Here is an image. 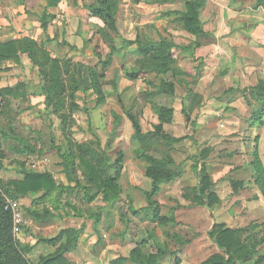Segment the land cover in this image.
I'll return each mask as SVG.
<instances>
[{"label": "rangeland", "instance_id": "obj_1", "mask_svg": "<svg viewBox=\"0 0 264 264\" xmlns=\"http://www.w3.org/2000/svg\"><path fill=\"white\" fill-rule=\"evenodd\" d=\"M71 1L77 8V15L63 17L61 26L69 31H73L74 27L77 31L85 30L86 34L83 33V37L74 40H68L64 33L60 41L52 38L44 43L36 41L50 57H58L62 62L68 63V73L63 75L66 88L51 104H45L41 88L43 73L26 55L21 56L19 64L4 62L0 68V89L16 83L20 86L19 91L24 93V96L12 100L5 109L7 112L0 115V129L4 132L10 130L9 135L0 138L1 151L7 157V163L15 156L9 148L29 142L41 147V156L49 161L48 166L52 173L58 175L61 154L72 149L75 153L73 179L69 180L67 174L66 177L69 183L74 185L77 181L81 186L86 185V188L73 189L67 186L70 189L62 192L65 194L63 199H66L67 206L72 207L75 212L83 209L88 214L99 212L101 215L102 212L99 206L90 205L84 199L86 189L90 188V193L96 191L88 182L85 165L89 164L95 169H107V174L115 176L121 188V203L113 216L104 211V223L100 226L109 234V228L116 225L112 237L122 239V251L121 246L117 245L116 249H111L113 252L110 256L119 255L127 259L129 251L143 241L144 253H156V244L165 251L158 259L159 264H200L213 254L221 253L207 235V231L212 224L222 223L224 227L239 230L241 239L247 245L246 251L251 246L254 248L249 259H239L236 264H254L257 258L264 255V197L257 185H252V172L243 167L224 166L228 160L222 157L223 149L227 147L232 154H237V141H243L246 136H240L238 140L230 137L223 144L222 137L217 135L223 122L217 118L216 112L210 110L207 113L210 119L191 108L189 113L185 112L184 96L187 93V84H194L197 79L193 72H181L178 61L181 51L177 54L175 63L169 64L168 71H149L144 79L132 80L127 76L131 71L139 69L136 61L140 60V56L133 53L135 44L128 45L125 41L134 40L137 36L154 40L166 38L181 47H196L195 43L208 40L206 36L190 34L177 21L179 13L185 9L186 0H173L171 4L168 1L147 4L142 0H121L116 12L117 33L108 31L107 34L100 31L103 21L99 18L89 21L87 10L81 6L95 0H86L84 3L81 0ZM126 1L128 5L135 7L131 18L124 17L123 2ZM236 1L240 5L248 4L250 8L261 6L257 0ZM77 2H80L81 9L87 15L82 13L80 6L76 5ZM203 4L198 8L202 29L200 14L204 10L201 11ZM166 11L176 12L163 16ZM76 24H83L84 27ZM47 26L48 20L46 28ZM110 55L111 64L104 71L103 77L99 78L103 96L99 101L97 92L89 85L88 67H96L101 72L100 61ZM83 72L86 81L82 78ZM160 78L164 84L155 96L154 88L160 85ZM149 82L154 83L150 85ZM168 83L173 86L172 94L165 92L168 90ZM74 86L76 90H72ZM60 100L62 104L57 106ZM187 100L191 107L198 103L191 97ZM253 100L256 103H252L251 113L261 106L264 98L256 96ZM155 102L173 109L171 119L162 124V132L170 137H184L183 140L171 143L152 135L141 143L132 140L134 128L129 113L139 119L144 133L153 134L154 126L159 122L152 111V104ZM204 130H210L212 134L204 135ZM259 137L260 135L257 139ZM198 151L203 152L201 159L210 178L209 189L217 196V201H213L210 208L197 205L184 196L190 194L189 189L195 183L188 157ZM147 155L163 159L166 162L165 168L176 173V177L164 184L151 199L157 205L159 218H162L157 221L147 216L152 213L155 205L147 198L151 184V178L146 174L150 166L145 158ZM229 157L236 158L232 155ZM18 160L21 161L22 158ZM47 169L44 166L42 170L49 173ZM56 181L59 183L58 179ZM240 181L241 184L233 185V182ZM72 202L76 206L70 205ZM132 209L137 210V214L132 213ZM98 250L100 252V247ZM258 264L264 263L261 261Z\"/></svg>", "mask_w": 264, "mask_h": 264}, {"label": "crops", "instance_id": "obj_2", "mask_svg": "<svg viewBox=\"0 0 264 264\" xmlns=\"http://www.w3.org/2000/svg\"><path fill=\"white\" fill-rule=\"evenodd\" d=\"M200 1L204 3L200 19L208 40L205 39L207 41L195 45L196 47L186 45L185 49L180 52L178 61L181 72H193L197 79L196 83L187 84L188 89L184 96L186 107L184 109L187 113L190 108L196 113L201 112L207 119H210L207 115L210 110L216 112L217 118L223 122L222 129L217 130V135L222 137L223 144H226L230 137L233 140H238L240 136L245 135L246 138H243V141H237L239 148L237 154H232L227 147L223 149L222 157L228 160L224 166L243 167L250 173L252 172L253 176L255 171L251 162L257 152L264 169V123L260 125L251 120L252 103H256L253 99L256 97L258 85L261 83L264 86V8H250L248 4L240 5L236 0ZM168 2L171 4L174 1L168 0ZM123 4L125 5L124 17L131 18L133 9H135L134 5H128L127 1ZM77 6H80V2H77ZM81 6L80 10L86 14ZM76 9L71 0H59L52 6L47 5V0H0V41L28 37L39 43H44L48 38L60 41L64 33L67 34L64 36L69 38L68 40L80 39L83 37V33L86 34L85 30L77 31L74 27L73 31H69L61 26L63 17L71 14L77 15ZM171 9L173 10L172 7H170ZM43 13L46 14L43 15ZM50 17L52 18L50 19ZM94 18L96 17L89 16V21ZM47 20L48 26L46 30H43L41 24ZM76 25L84 27L83 24ZM153 83L151 82V85ZM184 84L186 86V83ZM190 88L192 91H189ZM154 95L157 96L155 93ZM189 97L197 100L198 103L196 102L195 107H191L192 105L189 104L187 100ZM155 104L159 105L156 102ZM193 108L195 109L193 110ZM165 125L163 126L165 127ZM202 134L210 135L212 131L204 130ZM258 135L260 137L257 139ZM20 144L15 148H9L11 154L15 155L10 158V163H7L5 156L1 160L3 165L0 167V180L3 183L22 180L21 169L23 167L20 163L25 162L26 167L37 172H45L42 169L44 166L48 167L47 171L52 174L58 186L76 188L75 184L68 182L66 174L62 172L60 166L57 167L59 174L54 175L49 169L50 163L45 156L31 151H19L23 142ZM36 148L41 149L37 146ZM229 155L236 158L232 159ZM7 164H9L8 168ZM250 180L252 185L256 186L255 179L252 177ZM62 192L56 191L40 200V203L44 202V205L33 203L41 191L28 192L27 196L17 199L24 212L28 208L46 207L54 215L53 218L45 221L26 216V222L18 238L22 244L30 247L27 257L31 263L37 264L41 257L49 255L56 247L40 241L41 239H51L66 228H74L79 230V235L76 247L64 254L68 261L75 264H114L112 261H115V264H132L128 259L124 263H118L119 255L110 256L113 252L111 249H116L117 245L121 246L122 251V239L112 237L116 225L109 228V234L100 227L104 223V211L110 213V216L115 215L117 206L121 202L118 200L112 204H106L99 200L100 197L90 202V205L99 206L100 212H102L94 227L95 215L88 214L83 209L75 212L72 207L67 206L66 199H63L65 194ZM74 204L72 202L70 205L76 206ZM98 247H100V252Z\"/></svg>", "mask_w": 264, "mask_h": 264}, {"label": "trees", "instance_id": "obj_3", "mask_svg": "<svg viewBox=\"0 0 264 264\" xmlns=\"http://www.w3.org/2000/svg\"><path fill=\"white\" fill-rule=\"evenodd\" d=\"M57 1L58 0H47V5L52 6L56 4ZM81 1L84 3L86 0ZM142 1L147 4H152L156 2H166L168 0ZM257 1L256 2L261 5L259 7L264 8V0ZM120 3L121 0H95L92 3H85L82 6L87 10L90 17H96L103 21L104 25L102 28H100V31L104 32V34H107L108 31L117 33L116 12ZM202 4L203 3L200 0L185 1V9L179 13L177 18V21L182 24V27L186 31L197 37L206 35V33L201 28V24L198 19V8ZM174 12L176 11H166L162 15H172ZM45 14L46 13H43V15ZM42 28H46L45 21L42 23ZM124 43L128 45L135 44L133 53L135 52L140 56V60L136 61L140 66L139 69L131 71L127 74V76L132 80L142 78L144 79L149 71L159 72L161 69L168 71L170 68L169 64L175 63L177 54L181 50L185 49V47H181L166 38L154 40L152 38H141L140 36H137L134 40H128ZM198 44V42L195 43V45ZM110 47L113 49V46ZM22 55H26L34 65L40 68V71L43 73V83L41 84V88L45 98V104H51L53 99L60 95L66 88L63 75L65 76L68 73V63L62 62V60L58 57H50L49 53L44 48L39 46L35 40L28 37L0 41V68L4 62H14L15 64H19V62H21L20 58ZM111 61V55L105 60L100 61L102 70L101 72L99 70L97 71L96 67H88L87 77L90 80L89 85L97 92V95L100 99L99 101H101L103 98L99 84V78L103 77L104 71L111 64ZM82 78L85 81L87 80L84 72ZM159 82L160 85H157L156 89L153 87L155 94L160 92L161 86L164 84L162 78H160ZM149 84L151 85V82H149ZM19 87L20 86L18 84H15L13 86H7L0 89V115L3 112H7L5 109L10 106L12 100L24 96V93L19 91ZM166 87H168V90L165 92L167 94H172L173 92L171 89H173V86L171 87V84L168 83ZM74 89L76 90V86L72 87V90ZM256 96L264 98V86L261 83L258 85ZM60 104H62L61 100L57 106ZM152 111L156 114L159 121L154 126L155 132L153 134H150L149 132L144 133L139 119L133 114L129 113V117L134 128L132 140L136 141L137 143H141L146 141L149 135L161 137L164 140L171 141V143H176L184 139V137H170L169 135L162 132V124L167 123L172 117V108H166L153 103ZM263 117L264 100L262 101L261 106L252 113L251 120L261 125L264 123ZM9 131L10 130L4 132L2 129H0V138L9 135ZM1 150L2 148L0 145V167L1 160L4 158ZM21 150L22 152L31 151L38 155L42 154V150L37 149L36 145H31L26 142H23V146L19 151ZM202 153V151H198L194 155L188 157L191 164L190 169L195 178V183L189 189L190 194L187 193L184 196L189 198L190 201L193 200L197 205L210 208L213 201H217V196H215L209 189L211 182L206 168L203 166V161L201 159ZM74 155V151L72 149H68L66 152L61 154L62 161L59 163V166L62 168L63 172L68 175L69 180L73 179L72 174ZM257 156V153H255L251 162L255 171L252 177L255 179V184L264 197V169L261 165L260 159ZM145 158L150 163L146 174L151 178L150 190L147 192V198L151 204H155L154 201L151 200L153 196H155L160 191V187L162 185L172 181L176 177V173L165 168L166 162L163 159H155L149 155H147ZM20 164L21 167H23L21 169V173L23 174L22 180H12L4 183L0 180V264H32L27 257L30 247L28 245L22 244L19 238L12 232L11 213L4 208L6 198L9 197L17 200L27 196L28 192L41 191L40 195L33 200V203L39 204L40 200L50 196L56 191L61 192L70 189L69 187L58 186L50 173L37 172L33 169H30L26 167L25 162H21ZM85 166L88 182L90 185L96 188L94 193H90V188L86 189L87 191L84 199L88 203L94 201L97 197H100V200L106 204H112L120 200L121 188L118 185L115 176H110L109 173L107 174V169H95L89 164H86ZM239 184H241V182L233 183L234 186ZM75 187H82L85 189L86 185L81 186L80 183L76 181ZM157 211V205L155 204L152 209V213L147 216H150V218L155 221L162 220V218H159ZM25 212L26 216L28 215L39 221H45L54 217V215L46 207L41 209L28 208L25 210ZM137 212V210L132 209V213L137 214ZM93 214L95 215V227L97 221L100 219V215L98 212ZM238 232L239 230L224 227L222 223L212 224L211 228L207 231V235L214 242L217 249H219L221 253L213 254L200 264H236L239 259H249L252 256L251 254L252 251H254V248L251 246V248L246 251L245 248L247 245L245 244L244 239H241ZM78 235L79 230L74 228H66L60 231V233L54 238L41 239L40 241L54 245L56 247L52 253L41 257L37 264H75L68 261V259L64 257V254L76 247ZM144 246L145 243L143 241L139 244H136L130 250L127 259L132 264H159V257L165 254V251L162 250V247L156 244V253H144ZM125 261L126 259L124 257H120L118 258L117 262L124 263ZM261 261L264 263V255L257 258L254 264H258ZM112 263L115 264V261H112Z\"/></svg>", "mask_w": 264, "mask_h": 264}, {"label": "built area", "instance_id": "obj_4", "mask_svg": "<svg viewBox=\"0 0 264 264\" xmlns=\"http://www.w3.org/2000/svg\"><path fill=\"white\" fill-rule=\"evenodd\" d=\"M5 210L11 213L12 218V232L15 236H19L23 230L26 222V214L23 211L20 203L17 200L7 197L5 203Z\"/></svg>", "mask_w": 264, "mask_h": 264}]
</instances>
